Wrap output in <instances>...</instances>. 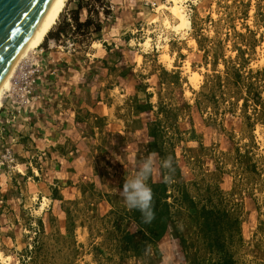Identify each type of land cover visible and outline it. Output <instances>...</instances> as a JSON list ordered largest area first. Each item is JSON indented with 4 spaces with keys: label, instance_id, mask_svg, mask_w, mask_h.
Segmentation results:
<instances>
[{
    "label": "rangeland",
    "instance_id": "1",
    "mask_svg": "<svg viewBox=\"0 0 264 264\" xmlns=\"http://www.w3.org/2000/svg\"><path fill=\"white\" fill-rule=\"evenodd\" d=\"M172 5L152 6L154 19L136 31L132 47L181 68L187 98L206 115L238 119L231 144L205 164L174 163L154 181L148 223L138 206L103 212L80 201L57 208L42 226L48 202L35 199L20 244L2 252L0 264H135L167 231L183 264H264V0H182L192 28L181 32L173 29ZM111 8L112 0H71L40 47L83 54L102 40ZM17 81L20 69L4 105Z\"/></svg>",
    "mask_w": 264,
    "mask_h": 264
},
{
    "label": "crops",
    "instance_id": "2",
    "mask_svg": "<svg viewBox=\"0 0 264 264\" xmlns=\"http://www.w3.org/2000/svg\"><path fill=\"white\" fill-rule=\"evenodd\" d=\"M158 3L112 0L97 47L83 54L43 48L47 64L21 113L9 101L3 106L0 254L20 244L35 199L48 202L42 226L57 208L80 201L103 212L128 210L126 184L151 189L174 163L205 164L231 144L238 119L209 117L187 98L181 68L169 70L133 49L136 31L154 19ZM6 152L15 166L3 164ZM166 234L135 264H183L173 232Z\"/></svg>",
    "mask_w": 264,
    "mask_h": 264
},
{
    "label": "water",
    "instance_id": "3",
    "mask_svg": "<svg viewBox=\"0 0 264 264\" xmlns=\"http://www.w3.org/2000/svg\"><path fill=\"white\" fill-rule=\"evenodd\" d=\"M56 0H0V88Z\"/></svg>",
    "mask_w": 264,
    "mask_h": 264
},
{
    "label": "bare ground",
    "instance_id": "4",
    "mask_svg": "<svg viewBox=\"0 0 264 264\" xmlns=\"http://www.w3.org/2000/svg\"><path fill=\"white\" fill-rule=\"evenodd\" d=\"M182 0H170L173 3L172 7H168L167 9L170 13L179 20V23L173 27L174 31L181 32L183 30H191L192 22L189 18V15L183 10V7L180 6ZM71 0H56L53 6L50 8L49 12L45 16L43 22L41 23L40 27L38 28L37 32L35 33L34 37L24 50L23 54L20 56L14 67L12 68L11 72L9 73L8 77L6 78L5 82L3 83L2 87L0 88V111L4 106L5 97L7 95V91L11 86L12 80L19 69H21V63L27 58V56L32 52L34 53L41 45L46 41L48 35L53 30L54 26L58 23L62 13L65 11L67 6L70 4ZM183 3V2H182ZM167 5V4H166ZM166 9L165 5H162L158 8V10ZM159 12V11H158ZM157 22V21H154ZM150 41V40H149ZM149 41L143 43L142 45L148 48ZM31 53V54H32ZM30 54V56H31ZM30 58H27L28 60ZM25 60V61H26ZM165 60H171L168 55L165 56ZM24 63V62H23ZM22 63V64H23ZM21 65V67H20ZM189 72H191V66L187 67ZM191 79H198L197 75L194 74L191 76ZM16 85V83H15ZM9 99V97H7ZM9 101V100H8ZM45 206V204H44ZM41 208V207H40ZM43 208V207H42ZM45 209V208H44ZM43 213V212H42Z\"/></svg>",
    "mask_w": 264,
    "mask_h": 264
},
{
    "label": "built area",
    "instance_id": "5",
    "mask_svg": "<svg viewBox=\"0 0 264 264\" xmlns=\"http://www.w3.org/2000/svg\"><path fill=\"white\" fill-rule=\"evenodd\" d=\"M151 24H154V22ZM46 64L47 61L44 58V50L41 47L31 54L30 59L23 63L20 69V81L16 82L13 88V94L9 96L11 110L18 114L21 113V109L24 107L27 98L31 95L32 89L37 79L43 73ZM3 160V164L12 163L15 166V159L10 152H6Z\"/></svg>",
    "mask_w": 264,
    "mask_h": 264
},
{
    "label": "clouds",
    "instance_id": "6",
    "mask_svg": "<svg viewBox=\"0 0 264 264\" xmlns=\"http://www.w3.org/2000/svg\"><path fill=\"white\" fill-rule=\"evenodd\" d=\"M131 187L134 189L133 192L128 193L127 189ZM125 193L127 195L128 204L127 207L129 209H132L133 207H139L142 218L144 219L145 223L150 222L154 218V214L151 213L150 216L145 213V209L149 207L150 202L153 198L152 190L145 185H143L141 182L137 181L135 183H132L131 185L126 184L125 185Z\"/></svg>",
    "mask_w": 264,
    "mask_h": 264
}]
</instances>
